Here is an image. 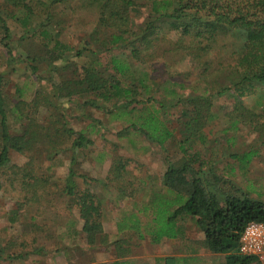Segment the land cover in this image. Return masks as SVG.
<instances>
[{
  "label": "trees",
  "instance_id": "1",
  "mask_svg": "<svg viewBox=\"0 0 264 264\" xmlns=\"http://www.w3.org/2000/svg\"><path fill=\"white\" fill-rule=\"evenodd\" d=\"M86 1L98 10V29L83 40L81 47L76 48L63 43L59 37L65 22L58 20L62 14L59 9L68 0H0V45L6 51L9 65L6 74H0V178H5L11 186L17 184L35 199H39L38 193L43 196L59 193L61 198H66L68 208L71 211L75 209L80 215L83 222L81 234L86 243L89 247H94L99 241V236L103 234V202L94 187L91 188V182L97 183L98 180L77 170L80 162L79 152L88 149L94 142L86 132H77L63 114H50L40 122L41 116L36 115L42 104L39 102L41 87L29 101L24 99L25 89L17 87L18 99L11 104L5 95V87L11 75L19 72L18 65H26L29 67L27 69L32 71L30 79L35 75L39 80L50 82L51 72L61 77L59 69L53 65L54 62L61 61L72 51H76L77 58L89 53L92 62L82 65L81 68L77 66L78 69L74 72L78 74L74 80H69L67 84H51L53 91L43 100L46 106L60 112L63 109L61 105L64 104L61 100L66 98L80 103L81 107L103 109L114 120L129 117V127L124 130L126 133L133 129L142 133L152 144L163 147L167 141L174 139L166 121L159 117L167 115L166 109L186 106L188 109L182 111L184 116H197L206 121L208 119L202 116L214 114L212 101L229 93L227 98L233 100V104L225 116H232L235 119L234 124L240 121L255 131L264 133V0ZM138 10L141 11L140 15ZM135 14L137 15L133 17ZM37 18H42L43 21L35 26ZM10 20L18 21L26 30L19 40L13 37ZM38 34L43 41L42 47L46 55L52 60L47 66L51 68L50 74L47 73L44 78L37 75L41 70L38 64L42 63V60L38 59L39 56H18L19 52L14 46V40H33ZM221 37H231L241 42L240 49L236 51L234 65L220 63L216 66L211 58V53ZM165 44L166 48H163ZM120 50L121 56H111L106 61L105 71L108 70L112 74L111 78L105 79L100 74L101 68L97 69L103 67L100 56ZM162 57L172 60L180 57L182 60L188 59L196 69H203L204 73L212 71L214 67L213 75L222 72L225 74L231 69L229 78L233 86L222 89L214 86L211 87L213 92L209 91L210 95L204 93L195 98H188L186 102L179 98L175 104L169 105L168 97H180L175 90L167 91L168 97L163 100L156 94L155 82L147 70L141 71L138 76L134 72L136 66L148 65L151 59ZM66 67L69 69L73 65L68 64ZM129 75L135 82L127 85ZM252 96L257 98L256 109L246 105V98ZM74 97L76 98L73 99ZM83 98L86 100L83 101ZM112 100L117 102H114L111 110L104 105ZM136 111L139 113L133 116ZM10 120L18 125L17 128ZM198 121L189 117L186 125L189 127ZM199 125L203 126L204 122ZM124 131L118 135L124 136ZM43 138L46 139V159L49 162L62 155L63 158L69 155L70 165L63 187L55 182L57 178L54 175L38 174L34 168L35 156L39 154L37 146ZM12 152L28 157L30 160L27 165H12ZM231 157L249 163L253 154L246 152L243 157L238 154ZM196 160L186 159L181 164L172 165L167 169L163 182L167 194L153 195L142 211L153 213L145 232L155 244L165 238L176 239L181 234L178 223L188 218L193 220L203 233L205 248L213 254L224 255L226 264H257V258L239 254V246L241 236L249 223H264V200L253 198L247 192L240 194L239 188L233 191L224 190L220 187V179L212 176L213 181L210 183V175L207 176L205 171L193 176ZM205 166L204 162L200 163V168ZM126 168L124 163L115 162L107 180L123 179ZM79 180H83L84 189L80 187ZM59 187L61 189L57 190ZM124 191L121 190L122 193H125ZM25 199L28 201V198ZM18 214L15 212L14 217ZM132 219L134 217L125 219L123 223H128L125 226L120 224L119 231L137 230L138 225L129 223ZM33 226L42 229L40 224ZM36 229L33 230L38 232ZM138 233L139 237L144 239L141 231ZM38 242V238L32 240L34 245H38ZM10 247L12 250L9 253L7 249L0 247V259L4 257V260L11 262L24 260L34 254L47 255L45 246L30 250L26 241L14 242ZM177 261L170 258L166 260V264H177ZM113 264L125 262L118 261Z\"/></svg>",
  "mask_w": 264,
  "mask_h": 264
},
{
  "label": "rangeland",
  "instance_id": "2",
  "mask_svg": "<svg viewBox=\"0 0 264 264\" xmlns=\"http://www.w3.org/2000/svg\"><path fill=\"white\" fill-rule=\"evenodd\" d=\"M60 12L62 14L58 20L65 21L62 25L63 32L59 36L63 43L79 48L83 40L98 29L96 28L98 10L90 6L86 0H68L61 6ZM140 14L141 11L138 10V15ZM37 20L35 26L43 21L42 18ZM9 26L15 40H19L26 33L16 20H10ZM53 27L54 25L51 26ZM15 40L14 46L19 52L18 56H39L38 59L42 60V63L38 64L41 70L37 75L44 78L51 71V68L47 66L52 60L42 47L43 41L40 34L33 40L27 38L23 41ZM240 46L239 40L221 37L210 56L216 66L220 63L234 65V60L237 58L236 51L240 49ZM163 48H166V44ZM75 52H69L61 61L53 63L59 69L61 77L59 74L49 73L52 75L49 77L51 83L39 80L35 75L30 79L32 71L27 69L29 67L18 65L19 72L9 78L5 95L11 104L16 102L18 99L16 88L20 87L25 89L24 99L29 101L41 87L39 102L42 104L36 115L41 116L40 122H43L45 116L50 114L55 116L63 114L77 132H86L94 142L88 149L79 152L80 162L77 170L98 180L97 183L91 182V188L94 187L103 202L101 208L103 234L99 236V241L94 247H89L81 234L83 222L80 220V215L75 209L71 211L68 208L66 198H61L59 193L44 194V196L38 193L39 199H35L32 194H27L17 184L11 186L5 178H0V247L7 249L9 253L12 250L10 246L14 242L26 241L30 245V250L45 246L47 253L43 256L34 254L24 260L11 262L4 260L3 257L0 259V264H113L118 261L125 264H166V260L170 258L177 259V264H226L224 255L213 254L205 248L203 233L196 223L188 218L178 223L179 228L182 229L180 228L181 234L176 239L165 238L159 244L153 243L151 236L145 232V227L151 221L153 213L142 211L144 206L150 203L153 195L167 194V189L163 186L167 169L193 158L197 159L193 167V176L200 171H205L207 176L210 175L208 177L211 180L210 183L213 181L212 176H217L220 179V187L224 190L233 191L239 188L240 194L247 192L253 198L264 200V133L255 131L240 121L234 124L235 119L232 116H225L226 111L228 112L233 104V100L227 98L229 93L212 101L214 114L202 116L208 119L206 121L202 118L200 120L197 116H184L182 111L188 109L186 106L180 105L166 109L167 115L163 114L165 116L159 117L166 121L174 134V139L167 141L163 147L152 144L142 133L133 129H128L126 133L124 130L129 127L130 123H127L129 117L114 120L103 109L81 107L80 103L66 98H62L63 109L58 112L43 102L53 91L51 84L53 83V86L54 83L67 84L69 80L76 78L78 73L74 71L78 69L77 66L81 68L82 65L92 62L89 53L77 58ZM121 52V50L112 51L111 54L100 56L103 67H97V69L101 68L102 77L111 78L112 73L105 71L106 61L111 56H121ZM7 60L6 51L0 45V74H6L9 69ZM68 64L73 67L67 69ZM137 67L134 69L136 76L141 71L147 70L150 78L155 82L156 94H159L163 100L168 97L167 91L175 90L180 97H168L169 105L175 104L179 98L186 102L188 98H195L204 93L210 95V92H213L211 87L214 86L218 89L233 86L229 78L231 69H228L225 74L222 72L213 75V67L212 71L204 73L203 69H196L192 62L188 59L182 60L181 57L174 60L165 57L151 59L148 65ZM134 82L129 75L126 84L130 85ZM256 99L253 96L246 98V105L256 109ZM84 100L86 99L83 98ZM115 101L117 102L112 100L104 106L112 110ZM138 113V111L134 112L133 116H137ZM189 117L198 119V123L188 127L186 124L189 122ZM11 120L10 123L17 128L18 125ZM201 121L204 122L203 126L199 125ZM121 131L126 134L118 135ZM45 141L46 139L43 138L37 146L39 154L35 156L34 168L38 174L54 175L57 178L55 182L57 181L63 187L70 165L69 155L64 158L62 155L61 161L58 158L49 162L46 159ZM246 152L253 154L249 163L231 157L233 154L243 157ZM11 158L12 165L18 167L27 165L30 160L16 152H12ZM115 162H121L127 166L123 173L124 177L118 181H108L110 169ZM201 162L206 164L205 168H200ZM79 185L85 188L83 180H79ZM60 189L61 187L57 190ZM122 189L125 193L121 192ZM25 198H28V201ZM15 212L19 213L17 217H14ZM131 217L134 219L129 223L138 225L139 228L119 231L118 226ZM126 223L128 221L122 225L125 226ZM38 224L42 229H36V226H33ZM138 231H141L144 239L139 237ZM35 238L39 239L38 245L32 243Z\"/></svg>",
  "mask_w": 264,
  "mask_h": 264
},
{
  "label": "built area",
  "instance_id": "3",
  "mask_svg": "<svg viewBox=\"0 0 264 264\" xmlns=\"http://www.w3.org/2000/svg\"><path fill=\"white\" fill-rule=\"evenodd\" d=\"M239 254L257 258V264H264V223H249L240 239Z\"/></svg>",
  "mask_w": 264,
  "mask_h": 264
},
{
  "label": "crops",
  "instance_id": "4",
  "mask_svg": "<svg viewBox=\"0 0 264 264\" xmlns=\"http://www.w3.org/2000/svg\"><path fill=\"white\" fill-rule=\"evenodd\" d=\"M184 232L187 234L186 230Z\"/></svg>",
  "mask_w": 264,
  "mask_h": 264
}]
</instances>
